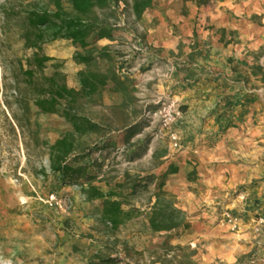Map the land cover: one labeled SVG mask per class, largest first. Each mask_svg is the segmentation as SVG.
Returning a JSON list of instances; mask_svg holds the SVG:
<instances>
[{
    "label": "crops",
    "instance_id": "0c3cea01",
    "mask_svg": "<svg viewBox=\"0 0 264 264\" xmlns=\"http://www.w3.org/2000/svg\"><path fill=\"white\" fill-rule=\"evenodd\" d=\"M140 20L150 30L145 41L176 58L174 95L187 104L175 124L183 145L168 153L158 173L178 166L165 187L192 213V224L172 237L150 231L142 215L119 235L134 245L141 240L142 248L158 238L191 243L198 264H264V223L257 230L253 214L258 206L264 214V0H154ZM221 95H228L226 103L211 111ZM238 192L245 198L238 199L242 218L233 229L216 214ZM97 201L96 216L102 199L87 201ZM81 237L72 242L87 245L82 253L69 254L68 240L45 255V264H90L101 244ZM120 255L125 260L117 264H138L129 249Z\"/></svg>",
    "mask_w": 264,
    "mask_h": 264
},
{
    "label": "trees",
    "instance_id": "16d2710c",
    "mask_svg": "<svg viewBox=\"0 0 264 264\" xmlns=\"http://www.w3.org/2000/svg\"><path fill=\"white\" fill-rule=\"evenodd\" d=\"M120 1L71 0L73 8L69 9L64 0H20L3 8V14L20 29L28 51L25 57L7 61L12 69L15 99L22 111L20 115L14 110V117L23 125V121L30 122L34 112H53L71 124L57 140H44L49 147L50 170L40 171L54 175L64 185L79 184L83 198L88 201L102 199V215H97L101 221L98 236L94 232L80 234L99 238L100 248L91 256L90 264H117L125 260L120 255L121 248L130 250L134 244L122 238L119 230L142 215L146 216L150 231H170L172 237L192 224V213L179 206L177 194L165 187L169 172L178 170V166L173 165L160 175L152 170L133 172L126 168L121 178L107 168L113 150L121 145L136 147L129 153V159L148 153L150 137L143 143L136 139L145 124L140 110L134 108L136 118L127 115L119 124L97 119L86 111L87 104L104 103L108 88L122 95L120 103L107 104L114 108L128 107L140 99L132 90L130 79L122 74L132 62L117 61L116 57L125 52L111 48V39L119 35L120 28L112 20L118 17L117 13L106 10ZM153 1L131 0L136 21ZM59 38H67L75 45L73 58L80 66L78 86L69 83L65 60L46 49L48 42ZM142 38L145 40V34ZM103 40L106 41L99 46ZM198 51L190 52L189 57L195 58ZM227 98L228 95L219 96L211 111H217ZM180 108L184 111L187 104L180 103ZM116 137L118 141L114 142ZM97 152L102 156H95ZM152 153L158 158L166 155L168 149L157 147ZM144 193L146 199L138 202L136 197ZM164 247L165 251L155 256L153 264H198L197 248L191 243L168 240Z\"/></svg>",
    "mask_w": 264,
    "mask_h": 264
},
{
    "label": "rangeland",
    "instance_id": "374dc122",
    "mask_svg": "<svg viewBox=\"0 0 264 264\" xmlns=\"http://www.w3.org/2000/svg\"><path fill=\"white\" fill-rule=\"evenodd\" d=\"M19 1L0 0V261L3 264H45V255L68 240L71 242L69 254L72 250L76 255L82 253L87 245L73 243V238H82L78 234L85 232H94L98 236L101 221L94 213L99 201L87 203L79 184L64 185L55 180L54 175L40 171L44 168L50 170L49 147L44 140H57L71 124L62 115L53 112H34L30 115V122L23 121V125L14 117V110L20 115L22 111L15 99L12 69L7 61L16 56L25 57L28 51L24 47L20 29L3 14V8L5 4ZM64 1L67 8H73L71 0ZM130 2H114L106 11L117 13L118 17L114 16L112 20L120 32L111 39V48L125 52L116 57L117 61L132 62L130 67L122 70V74L130 79L132 90L140 99L128 107L114 108L107 104L120 103L122 95L108 88L104 92V103L86 106V111L93 117L111 120L115 124L123 123L127 115L135 119L134 108L140 110L139 114L145 120L143 130L136 139L143 143L150 137L149 151L142 157L129 159V153L136 147L121 145L114 149L107 168L118 174V178L123 176L126 168L133 172L152 170L161 174L158 173L161 166L172 157L168 153L175 149L172 146L171 128L164 125L163 113L158 110L179 104L174 95L176 58L171 50L162 51L153 41L142 38L150 32L148 22L135 20ZM46 49L65 60L68 81L78 86L80 66L73 58L75 45L67 38H59L48 42ZM102 64L106 66L107 62L103 60ZM175 124L173 129H176ZM117 141L116 137L114 142ZM157 147L167 148V157H154L152 152ZM95 156L101 157L102 153L97 152ZM141 199H146V193L136 197L138 202ZM138 241L129 250L131 259L138 264H153L155 256L165 251L166 241L161 238L152 240L143 248L139 245L141 240Z\"/></svg>",
    "mask_w": 264,
    "mask_h": 264
},
{
    "label": "built area",
    "instance_id": "2783aa9c",
    "mask_svg": "<svg viewBox=\"0 0 264 264\" xmlns=\"http://www.w3.org/2000/svg\"><path fill=\"white\" fill-rule=\"evenodd\" d=\"M158 111L163 113V123L167 127L171 128L172 146L174 148H180L183 145V137L177 129H173V126L177 119L182 116L183 110L180 108V103L175 106H169L160 108ZM238 196H230L226 201L221 203L220 208L217 210L216 219L218 222L229 224L233 229H238L240 226L242 214L238 210V199H244L245 194L238 192ZM254 214V221L258 224L257 230L261 229L264 223V214L261 212V208L256 207Z\"/></svg>",
    "mask_w": 264,
    "mask_h": 264
}]
</instances>
